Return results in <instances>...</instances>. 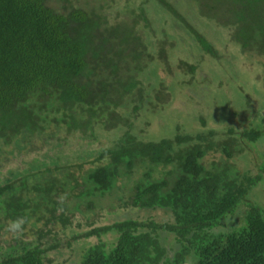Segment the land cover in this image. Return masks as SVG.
<instances>
[{
    "label": "trees",
    "instance_id": "1",
    "mask_svg": "<svg viewBox=\"0 0 264 264\" xmlns=\"http://www.w3.org/2000/svg\"><path fill=\"white\" fill-rule=\"evenodd\" d=\"M51 2L0 0V264H264V0Z\"/></svg>",
    "mask_w": 264,
    "mask_h": 264
},
{
    "label": "rangeland",
    "instance_id": "2",
    "mask_svg": "<svg viewBox=\"0 0 264 264\" xmlns=\"http://www.w3.org/2000/svg\"><path fill=\"white\" fill-rule=\"evenodd\" d=\"M50 1H52L51 3H55V1L56 0H50ZM104 1H106V4H107V2L109 1V2H111V0H98V2L99 3H104ZM114 6V5H113ZM254 67L253 68H255V69H258V72H260V70H261V67L260 66H255L254 64H252ZM252 65H251V67H252ZM188 90H190L191 91V93H192V97L193 98H195V100L193 101V103L191 102L190 103V106L191 107H194L195 109V111H197V109H199L200 111H201V109L204 111V112H210L211 114H214V115H216L215 113H217L218 112V110H220V105L219 104H207V105H205L206 103H204L203 101H202V97H201V95L199 94V91L200 90H198L197 89V87H194V88H192V87H188L187 88ZM196 101H197V103H196ZM187 100L186 99H179V100H177V101H175L174 103H172V106L173 107H176V108H179V110H180V112H182V109L184 110V108L185 109H187ZM184 106V107H183ZM172 111V110H171ZM211 124L213 123V122H210ZM215 126V125H214ZM258 144H256V145H253L252 147H251V150L253 149L254 150V152L257 154V160L255 159V158H253V159H255L257 162H258V157L260 158V161L258 162V168L262 165V164H264V146L263 145H258ZM254 194V193H253ZM253 197L254 198H256V195L254 194L253 195ZM108 204H109V202H107L106 204H105V206L106 207H108ZM104 206V207H105ZM115 211H117L118 210V208L117 209H114ZM131 213V212H130ZM146 214H148L147 212H146ZM149 214H150V212H149ZM153 214L155 215V218L156 219H158V220H162V219H164L163 218V216H164V213L162 212V211H155V212H153ZM104 216H105V214L104 215H102L101 217H99L100 219V222L99 223H104V221L105 220H107V219H105L104 218ZM235 218L233 219V217L231 218V219H233L234 221H236L235 219H237L238 220V217H237V214L234 216ZM83 222H84V219H83ZM225 222V226L224 227H222V229L223 228H225V227H227V226H230V224L229 223H231V221L230 220H227V221H224ZM102 223V224H103ZM106 223V222H105ZM7 237H9V234H7V235H4L3 237H0V245L1 246H6L8 243H9V241H5V239L4 238H7ZM10 239V238H9ZM53 252V251H52ZM52 252H51V254H50V258H52V259H59V261L61 260V262L62 261H65L66 259H67V257H63V256H60V257H58L57 255H55V253L54 254H52Z\"/></svg>",
    "mask_w": 264,
    "mask_h": 264
}]
</instances>
